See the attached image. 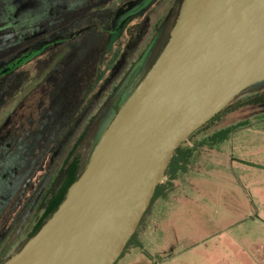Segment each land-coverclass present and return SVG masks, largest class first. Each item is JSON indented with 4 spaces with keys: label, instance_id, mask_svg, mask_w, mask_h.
Here are the masks:
<instances>
[{
    "label": "rangeland",
    "instance_id": "rangeland-1",
    "mask_svg": "<svg viewBox=\"0 0 264 264\" xmlns=\"http://www.w3.org/2000/svg\"><path fill=\"white\" fill-rule=\"evenodd\" d=\"M138 3L0 0V69L29 47L63 39L0 76V261L40 216L78 135L87 128L76 149L85 162L132 75L166 39L177 0ZM155 29L161 36L146 45ZM258 96L264 79L184 142L194 147L234 126L225 141L195 150L173 189L148 207L136 238L153 258L130 245L116 264H264V102L238 105Z\"/></svg>",
    "mask_w": 264,
    "mask_h": 264
},
{
    "label": "water",
    "instance_id": "water-1",
    "mask_svg": "<svg viewBox=\"0 0 264 264\" xmlns=\"http://www.w3.org/2000/svg\"><path fill=\"white\" fill-rule=\"evenodd\" d=\"M263 79L264 0H181L164 46L80 175L51 216L0 264H114L175 149Z\"/></svg>",
    "mask_w": 264,
    "mask_h": 264
},
{
    "label": "trees",
    "instance_id": "trees-1",
    "mask_svg": "<svg viewBox=\"0 0 264 264\" xmlns=\"http://www.w3.org/2000/svg\"><path fill=\"white\" fill-rule=\"evenodd\" d=\"M180 2H181V0H178V4H177L178 6H179ZM142 3H143V0H139L138 5H141ZM173 22H172V25H173ZM172 25H171V27H172ZM168 36H169V34H167L165 42H166ZM62 40H63L62 38H57V39H53L51 41H48V42H45L42 44H38V45H34L32 47H29L24 52H22L18 57L11 60L8 64L4 65L3 67L10 66V68L7 72L1 73L0 76L16 70L18 67H20L24 63H26V62L36 58L37 56L41 55L42 53L46 52L51 47V45H53L55 43H59ZM165 42H164V44H165ZM164 44H163V46H164ZM146 71L144 73H141V75L137 76V78L135 79V81L131 85L132 90L137 85V83L141 80V78L144 76ZM246 89H244L243 91H245ZM233 99H235V98H233ZM233 99L228 104H226L218 113H216L212 118H210L205 124L200 126L194 132L202 129L206 124L217 119L223 111H225L228 107H230L232 105ZM120 102H122V101L117 100L115 105L111 109L110 112H112V115L109 117L110 118L109 121L111 120V118L113 117V115L115 114L117 109L119 108ZM263 102H264V96H258L256 98H250V99L244 100L243 102H241L238 105L240 107L242 105L258 104V103H263ZM233 129H234V126H229V127L218 129V130L212 132L211 134H209L208 136H206V138H204L199 143L194 144V147L184 146V142L187 141L189 139V137L194 132L191 133L175 149V151H174L173 155L171 156L169 163H168V165L164 171V174L162 176V178L165 177L166 180H160V182L157 184L155 191H154V194L151 198L150 204L158 197H165L167 192L173 189L174 181L177 180L178 176L182 173L187 172L189 163L191 162V158L193 157L195 150H197L198 148H202V147H207L209 149H212L217 144L225 141L228 138V136L230 135V133L233 131ZM86 131H87V128H84L83 131L78 135L76 141L73 143L69 152L66 154V156H65V158H64V160H63V162L59 168V172H58V175L56 176V179L52 182L51 186L48 188V191L44 196L43 210H42L40 216L38 217V219L33 224L31 230L27 233L25 239L15 249L14 252L18 251L22 247V245L26 242V240L28 238H30L40 228V226L51 216V214L54 212V210L57 208V206L60 204V202L64 198L65 193H66L68 187L70 186V184L77 179V177L80 175L83 168L85 167L88 158L85 162H82L81 159L79 158V156L76 154V149H77L80 141L85 137ZM89 155H90V153H89ZM150 204L148 205V207L150 206ZM148 207L144 211V213H143V215H142L141 219L139 220V223L136 227V230L134 231V233L131 235V237L127 241L123 251L121 252V254L119 256V258L125 253L126 249L130 245H132V247L139 248L143 254H145L146 256H148L150 258H153L152 255L146 249H144L141 241L136 238L137 230H138L141 222L143 221L144 215L147 213ZM13 253H11V254H13ZM8 257H6L5 259H7ZM5 259H2L0 261V263L3 262ZM117 260H116V262H117ZM116 262L114 264H116Z\"/></svg>",
    "mask_w": 264,
    "mask_h": 264
},
{
    "label": "flooded vegetation",
    "instance_id": "flooded-vegetation-1",
    "mask_svg": "<svg viewBox=\"0 0 264 264\" xmlns=\"http://www.w3.org/2000/svg\"><path fill=\"white\" fill-rule=\"evenodd\" d=\"M177 4H178V0H177ZM178 8H179V6L177 5L176 15H177V12H178ZM176 15L174 17H176ZM168 16H166V18H165V23H167ZM174 20H175V18L171 22H173ZM170 29H171V27H170ZM155 31H156L155 34L152 36V38L148 41V43L146 45H148L152 40H154L155 37L158 38V36L159 37L161 36L158 29H155ZM169 32H170V30H169ZM164 42H165V40L160 45L158 44V42H157L156 46L153 45V47H152V49H151V51L149 53V57L147 58V62H146L145 67H143L142 69H140V71H137L135 74L132 75L129 89L131 88V85L133 84V82L135 81L137 76L141 75V73H144L151 66V64L153 63V61L157 57L158 53L160 52ZM2 68L3 67H1V69ZM9 68H10V66H9ZM1 73H4V72H1ZM111 109L109 110V112L111 111ZM92 121H93V119H92Z\"/></svg>",
    "mask_w": 264,
    "mask_h": 264
},
{
    "label": "crops",
    "instance_id": "crops-1",
    "mask_svg": "<svg viewBox=\"0 0 264 264\" xmlns=\"http://www.w3.org/2000/svg\"><path fill=\"white\" fill-rule=\"evenodd\" d=\"M142 242V241H141Z\"/></svg>",
    "mask_w": 264,
    "mask_h": 264
}]
</instances>
